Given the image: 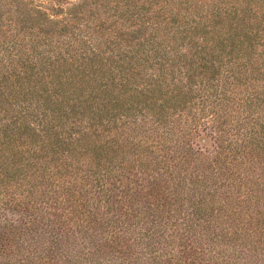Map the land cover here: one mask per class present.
I'll return each instance as SVG.
<instances>
[{
    "label": "trees",
    "instance_id": "trees-1",
    "mask_svg": "<svg viewBox=\"0 0 264 264\" xmlns=\"http://www.w3.org/2000/svg\"><path fill=\"white\" fill-rule=\"evenodd\" d=\"M47 2L0 0V264H264V0Z\"/></svg>",
    "mask_w": 264,
    "mask_h": 264
},
{
    "label": "rangeland",
    "instance_id": "rangeland-1",
    "mask_svg": "<svg viewBox=\"0 0 264 264\" xmlns=\"http://www.w3.org/2000/svg\"><path fill=\"white\" fill-rule=\"evenodd\" d=\"M41 1L43 2L42 4H44V5H46L48 3L47 0H41ZM67 1L71 2L72 4H74V2H77L78 0H67ZM201 1H203V0H201ZM71 3H69V4H71ZM162 29H163V27L159 26L158 31L161 32ZM77 31H78V29H73V33L77 32ZM68 34H70V32H68ZM13 38H16V37H13ZM20 41L25 43L24 48H23V50H25L24 52H27L30 48L38 49V46L36 44H34L32 41L26 39V36L25 37H21ZM197 141L202 146H209V144H210L209 138L205 137L204 135H201L200 138L197 139Z\"/></svg>",
    "mask_w": 264,
    "mask_h": 264
}]
</instances>
